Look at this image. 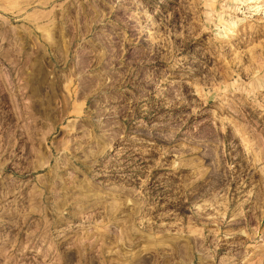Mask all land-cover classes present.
I'll return each mask as SVG.
<instances>
[{
  "label": "rangeland",
  "instance_id": "1",
  "mask_svg": "<svg viewBox=\"0 0 264 264\" xmlns=\"http://www.w3.org/2000/svg\"><path fill=\"white\" fill-rule=\"evenodd\" d=\"M0 264H264V0H0Z\"/></svg>",
  "mask_w": 264,
  "mask_h": 264
}]
</instances>
